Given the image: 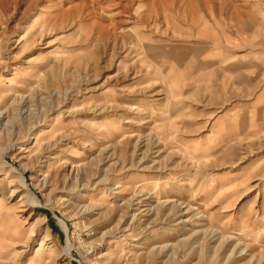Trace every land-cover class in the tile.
<instances>
[{
	"label": "rangeland",
	"instance_id": "374dc122",
	"mask_svg": "<svg viewBox=\"0 0 264 264\" xmlns=\"http://www.w3.org/2000/svg\"><path fill=\"white\" fill-rule=\"evenodd\" d=\"M261 92L264 0H0V264H264Z\"/></svg>",
	"mask_w": 264,
	"mask_h": 264
},
{
	"label": "crops",
	"instance_id": "0c3cea01",
	"mask_svg": "<svg viewBox=\"0 0 264 264\" xmlns=\"http://www.w3.org/2000/svg\"><path fill=\"white\" fill-rule=\"evenodd\" d=\"M257 92V91H256ZM258 98L256 99V103L264 104V94L261 92L258 94ZM251 100V99H250ZM264 106H262V115L258 116L257 114L252 115L249 119L240 117V121H234L229 124L230 131H233L232 135H226L225 139L233 142L234 140L240 141L241 144L252 140V138H259L261 135L264 136ZM222 140V137L219 139Z\"/></svg>",
	"mask_w": 264,
	"mask_h": 264
},
{
	"label": "bare ground",
	"instance_id": "6f19581e",
	"mask_svg": "<svg viewBox=\"0 0 264 264\" xmlns=\"http://www.w3.org/2000/svg\"><path fill=\"white\" fill-rule=\"evenodd\" d=\"M24 97V96H23ZM19 99V98H18ZM21 100V99H20ZM15 102L17 103L18 101H16L15 100ZM23 102V101H22ZM21 102V103H22ZM18 103H20V101L18 102ZM20 103V104H21ZM18 105V104H17ZM3 111L2 112H0V121H3L2 119H3ZM10 122V121H9ZM131 136V135H130ZM133 136V135H132ZM140 140V139H139ZM146 140L147 139H144V141L143 142H145V143H147L146 142ZM140 142V141H139ZM152 143V142H151ZM138 150H140V149H138ZM38 163V162H37ZM101 165V164H100ZM86 170V169H85ZM84 170V171H85ZM101 170V169H100ZM99 173V172H98ZM88 174V173H87ZM104 179V178H103ZM102 181V180H101ZM100 182V181H99ZM103 182V181H102ZM20 183L22 184V186H24V187H27V185H26V182H25V180H24V177H23V175L22 174H20ZM100 184V183H99ZM96 186V185H95ZM30 192V191H29ZM31 201H32V205H35V206H37L38 204H40V202H39V200L37 199V197L31 192ZM167 201V200H166ZM168 202V201H167ZM167 202H165V203H167ZM129 204V203H128ZM262 220H264V216H262ZM60 223H61V225H62V227H63V229H64V231H67V226L65 225V223L64 222H62V221H60ZM224 240V239H223ZM71 250H72V248L71 247H68L67 249H66V253L68 254V255H70L71 254Z\"/></svg>",
	"mask_w": 264,
	"mask_h": 264
}]
</instances>
